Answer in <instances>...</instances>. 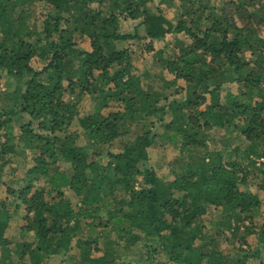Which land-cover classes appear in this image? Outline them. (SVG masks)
Instances as JSON below:
<instances>
[{
  "label": "trees",
  "instance_id": "1",
  "mask_svg": "<svg viewBox=\"0 0 264 264\" xmlns=\"http://www.w3.org/2000/svg\"><path fill=\"white\" fill-rule=\"evenodd\" d=\"M178 1L171 21L153 0H0V86L16 83L0 91V264H264V0ZM125 20L149 51L173 35L155 52L168 74L157 90L137 51L115 45L137 37ZM84 96L95 105L80 117ZM156 138L179 151L172 179L147 163ZM17 149L32 161L18 174ZM19 208L20 240L7 238ZM225 228L238 249L221 248Z\"/></svg>",
  "mask_w": 264,
  "mask_h": 264
},
{
  "label": "rangeland",
  "instance_id": "2",
  "mask_svg": "<svg viewBox=\"0 0 264 264\" xmlns=\"http://www.w3.org/2000/svg\"><path fill=\"white\" fill-rule=\"evenodd\" d=\"M160 0H153V3L156 5L158 4L160 9L163 10L164 14L167 16L168 19H170L171 21L174 20L175 18V10L173 9V7H175L177 4H179L178 0H173V3L169 4L168 2H159ZM32 14L35 16L39 15V8L35 7L33 8V12ZM135 24L136 21L133 20H125L121 23V32L123 33H130V34H136L137 37L135 38H131L128 40H123V41H119L116 42L115 45L118 49H121L122 47H130L132 49H135L137 51V55L134 58V63H135V67H137L138 69V74L141 75L142 81L149 83V86L152 87L153 90H157L159 89L163 84L164 81L167 77L168 74L166 71H164L162 69V67L160 66L159 61L157 60V55H156V51L160 50L165 43L170 42L171 38L173 35L171 34H167L165 39L163 40H153L151 41V45L153 47V50H146V42L148 40L141 38V36H143V29L142 27H137L135 28ZM180 36V35H177ZM183 37V36H182ZM184 39H187V37H184ZM185 40V41H186ZM89 40L86 37H79L78 43L76 44L77 47H79L80 49L83 50H89L90 49V44H89ZM162 50V49H161ZM170 51V45L167 46L166 48L164 47V50L162 54H164V56L166 55V53L168 54ZM143 53V54H141ZM33 61L31 62L32 67L34 69H40L42 67V63H40L38 61L37 58H33ZM3 84L0 86V91H3L6 89L7 87H10L11 85V90L14 88V85H16L14 79L12 77H8L6 76V79H4ZM228 89V88H227ZM229 89L231 91H235L236 87L235 86H229ZM68 95L65 94L64 99H67ZM3 102V101H2ZM1 102V103H2ZM95 105V102L93 100L92 97H88V96H84L82 99H80L77 104V110L79 112V116L81 117L82 115L86 114L87 112L91 111L93 109ZM158 125L157 124H153L151 126L152 129L157 128ZM12 135L17 134L18 133V123L16 121H14L12 123ZM71 130L72 131H76L77 134H81V128L78 125V119L75 118L74 121L72 122L71 125ZM160 131V129L158 128L157 131ZM1 140H3V138H0ZM77 143L80 145H85L86 140L82 135H79ZM221 146V145H220ZM219 146V147H220ZM215 147V146H213ZM218 148V146H216ZM106 149H109L110 151H116V144H112L111 146L107 147ZM17 154H12V162L9 163L8 166H12L13 168H16L17 170V174L20 173L24 168L30 167L32 164L31 161V153L28 150H20L17 149ZM147 154H148V160L147 163L152 166L157 175L162 178V179H172L173 175L171 173V164L170 162L177 158L179 156V151L177 148H174L173 146H171L170 144L164 145L162 144V142H160V140H157V138L155 139L154 143L147 148ZM102 161H105V158H102ZM3 179H5V176H3ZM36 183H33V185ZM32 185L30 194L35 190V187ZM13 188H16L17 186L15 184L11 185ZM5 188L6 185L5 184H1L0 186V199H3L4 196H6V192H5ZM253 191L256 192V189L252 188ZM257 194L259 195V197L262 200L261 203V210H263L264 213V193L263 191H257ZM9 196V195H7ZM214 212V210H213ZM213 212H211L213 214ZM25 213L22 211L21 208H19L15 213H12V217L8 223V226L5 230V236L7 238H15L17 240H20L18 238V234L21 233V227L24 226L26 224V220L24 219V215ZM211 214L212 217H214ZM210 215V212H208L207 216ZM261 221V216L259 217H255L253 218V224H259ZM206 227L205 230L210 231L212 228V224H210L209 222H205ZM247 221H244L242 224L239 223L240 225H248ZM242 230V228H241ZM223 235L218 236L219 239V244L221 246L222 249L227 250V249H238L239 246L241 245V241L240 238L238 236H235L232 234L231 231H229L228 229H223ZM25 238L27 240H29V232H26L25 234ZM246 244H253L254 242V236H248L246 238ZM233 247V248H232ZM243 248L245 246H242ZM75 252V250H74ZM71 253H73V250H71ZM160 255V260L161 261H165L166 255L164 252L160 251L159 252ZM62 256H52L47 260V264H59L62 260ZM12 263L13 264H30L29 260L27 258V256L24 257V259L20 262L17 259V256H15V254L12 255Z\"/></svg>",
  "mask_w": 264,
  "mask_h": 264
}]
</instances>
